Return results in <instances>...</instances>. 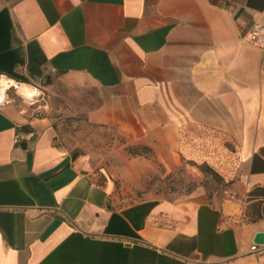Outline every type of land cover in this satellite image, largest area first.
Segmentation results:
<instances>
[{"label":"crops","instance_id":"obj_1","mask_svg":"<svg viewBox=\"0 0 264 264\" xmlns=\"http://www.w3.org/2000/svg\"><path fill=\"white\" fill-rule=\"evenodd\" d=\"M255 20L264 0H0V76L98 92L89 121L174 155L194 127L234 142L227 196L124 204L49 116L8 94L0 264H264V244L252 248L264 230V51L245 38Z\"/></svg>","mask_w":264,"mask_h":264},{"label":"rangeland","instance_id":"obj_2","mask_svg":"<svg viewBox=\"0 0 264 264\" xmlns=\"http://www.w3.org/2000/svg\"><path fill=\"white\" fill-rule=\"evenodd\" d=\"M37 87L36 101L14 88L8 94L39 115L49 116L58 141L81 154L101 182L112 179L122 203L147 197L177 198L197 191L211 198L229 194L230 182L221 167L229 157L223 149H232L234 142L225 132L198 127L185 130L183 147L174 155L165 144H155L159 139L134 140L114 126L89 121L86 105L98 92L65 91L53 79L47 88Z\"/></svg>","mask_w":264,"mask_h":264},{"label":"built area","instance_id":"obj_3","mask_svg":"<svg viewBox=\"0 0 264 264\" xmlns=\"http://www.w3.org/2000/svg\"><path fill=\"white\" fill-rule=\"evenodd\" d=\"M246 40L253 46L259 48L260 50L264 51V21L262 20H255L251 26V28L245 34ZM18 84L20 82H16L14 86H9V88L5 91V102L9 101L8 98V91L10 88H14L18 90ZM11 85V84H10ZM258 244L255 243L252 245L253 249L258 248Z\"/></svg>","mask_w":264,"mask_h":264},{"label":"bare ground","instance_id":"obj_4","mask_svg":"<svg viewBox=\"0 0 264 264\" xmlns=\"http://www.w3.org/2000/svg\"><path fill=\"white\" fill-rule=\"evenodd\" d=\"M2 77L4 78V80H3V82H0V88H5L7 85L12 84L13 81L15 82L14 79L9 78L7 76H2ZM7 88H9V86H7L6 89ZM31 90H36L40 94V90L37 87H35V86L29 85L27 83H20V84H18V91H19V93H21L26 99H29V98L25 95V93L26 92H29ZM29 100L36 101L37 100V97H33L32 99H29Z\"/></svg>","mask_w":264,"mask_h":264},{"label":"clouds","instance_id":"obj_5","mask_svg":"<svg viewBox=\"0 0 264 264\" xmlns=\"http://www.w3.org/2000/svg\"><path fill=\"white\" fill-rule=\"evenodd\" d=\"M3 80H4V78L2 76H0V82H3ZM14 85H15V82L13 81L11 85H7V86H14ZM6 87L5 88H0V104H3L5 99H6V97H5ZM25 95L29 99H32L33 97H38L39 96V92L36 91V90H31L29 92H26Z\"/></svg>","mask_w":264,"mask_h":264},{"label":"water","instance_id":"obj_6","mask_svg":"<svg viewBox=\"0 0 264 264\" xmlns=\"http://www.w3.org/2000/svg\"><path fill=\"white\" fill-rule=\"evenodd\" d=\"M254 241L257 244H264V230H260L255 234Z\"/></svg>","mask_w":264,"mask_h":264}]
</instances>
